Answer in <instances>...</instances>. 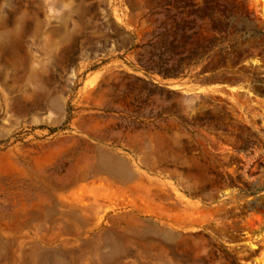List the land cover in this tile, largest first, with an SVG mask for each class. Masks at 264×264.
<instances>
[{
    "label": "rangeland",
    "instance_id": "374dc122",
    "mask_svg": "<svg viewBox=\"0 0 264 264\" xmlns=\"http://www.w3.org/2000/svg\"><path fill=\"white\" fill-rule=\"evenodd\" d=\"M0 264H264V0H0Z\"/></svg>",
    "mask_w": 264,
    "mask_h": 264
}]
</instances>
